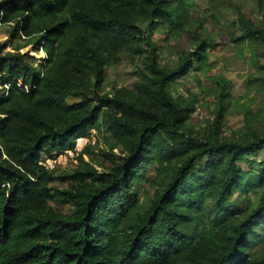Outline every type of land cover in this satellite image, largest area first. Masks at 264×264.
Masks as SVG:
<instances>
[{
  "label": "trees",
  "instance_id": "obj_1",
  "mask_svg": "<svg viewBox=\"0 0 264 264\" xmlns=\"http://www.w3.org/2000/svg\"><path fill=\"white\" fill-rule=\"evenodd\" d=\"M251 1L255 20L220 1L194 20L195 0H0V264H264L250 253L264 239V103L242 106L244 126L226 135L233 82L199 76L221 34L206 19L220 14L225 44L249 52L247 90L264 92V0ZM160 32L188 42L175 64L161 63ZM30 45L43 64L22 52ZM124 60L141 64L138 81L106 92ZM192 75L198 92L179 93ZM80 138L76 169L42 165ZM102 138L110 166L99 172ZM154 168L161 192L142 206L137 185ZM59 196L72 214L54 210Z\"/></svg>",
  "mask_w": 264,
  "mask_h": 264
},
{
  "label": "rangeland",
  "instance_id": "obj_2",
  "mask_svg": "<svg viewBox=\"0 0 264 264\" xmlns=\"http://www.w3.org/2000/svg\"><path fill=\"white\" fill-rule=\"evenodd\" d=\"M218 1H220L224 8H226L227 12L236 13L242 11V13L246 14V16L251 17L253 20L256 19V15H258L257 11L254 10L251 0H195L194 6L190 11L191 18L194 20H201L205 14H209L213 10V6L216 7L221 5ZM218 3V5H216ZM240 9V10H239ZM215 12V11H212ZM228 13L226 14V18L229 20L235 19V16ZM217 21H214L213 18L208 17L206 22L209 26H212L211 31H218L221 33L218 38L219 47L215 51H211V63L212 68H210L208 74L204 75V72L199 76L204 81L205 85L211 86V77L217 74H224L233 82V95H234V104L233 108L230 109V113L226 117V126H225V134L229 135L232 131L238 130L244 126V117L241 114L240 110L242 106L251 105L252 109L258 110L261 106L260 103H264V92L261 93L258 88L254 87L252 90L248 91L244 82L248 75L254 72V67L251 64V61L248 60L249 52L245 51L244 57H241L237 54V48H233L231 46L226 45L228 42V35L224 29L225 28V20L222 18L220 14H217ZM263 21V20H262ZM7 28H3L0 26V43L5 42L8 39V35L6 34ZM154 39L159 43V52L161 63L171 62L172 64L176 63V60L180 57L183 51L188 49V42L186 40H173L166 36L165 32L157 33L154 36ZM21 44H25L26 42H20ZM223 44V45H221ZM19 45V43H18ZM13 45L8 47V50L11 51ZM22 52H29L31 56L37 59V65H41L44 62L45 54L43 51H35L34 46L30 45L23 49ZM141 64L134 63L131 61L124 60L122 64L119 66L109 69L107 72V80L105 83V91H112L114 88H122L128 87L132 88V86L138 81L139 78V69ZM186 80V79H185ZM178 83L179 85V93H183L187 95L188 92H198V84L195 82L193 75L190 76L186 81ZM207 101V100H206ZM210 101H212L210 99ZM260 112H264V104L258 110ZM198 121H201L205 118H210L207 108H201L194 115ZM96 130L92 131L93 138H96ZM93 140V144H94ZM88 140L83 138L79 140L81 145L86 143ZM78 142V141H77ZM107 150L106 141L102 138L101 144L99 148L95 149L96 158L94 165L99 172H103L106 168L110 166V162L104 160L102 156V151ZM117 155V158L120 157V153L117 150L114 151ZM87 162L90 161L89 157L84 158ZM107 161V162H106ZM44 164H48L51 168H54L57 172H63L60 174H64L66 172H70L77 168V160L75 154L72 152H68L67 154H61L56 159H45ZM156 176V168L152 169L149 173L150 182H141L138 183L137 188L140 191L139 196L141 197V204L145 206L147 204L152 203V201L159 195L161 190L154 184L153 179ZM60 190L63 189H72L75 185L74 181L67 182H57L55 184ZM239 194L236 195L235 198L238 197ZM64 198L62 196L58 197V201L52 202V207L57 213L60 214H72L73 206L69 203L63 201ZM238 201L241 206L246 208L248 207L250 201L249 199H245L244 197L239 196ZM259 251H264V239L256 244L251 250V254H254Z\"/></svg>",
  "mask_w": 264,
  "mask_h": 264
},
{
  "label": "built area",
  "instance_id": "obj_3",
  "mask_svg": "<svg viewBox=\"0 0 264 264\" xmlns=\"http://www.w3.org/2000/svg\"><path fill=\"white\" fill-rule=\"evenodd\" d=\"M83 139V138H82ZM80 140V139H79ZM79 140H78V142H77V147H76V150L75 151H68V152H72V153H74L75 154V157H77L78 156V154L82 151V149L87 145V143H88V141L85 143L84 142V144L83 145H81L80 143H79ZM88 140V139H87ZM68 152H66V154L68 153ZM47 168H49V169H54V168H51L50 166H47L48 164H44Z\"/></svg>",
  "mask_w": 264,
  "mask_h": 264
},
{
  "label": "clouds",
  "instance_id": "obj_4",
  "mask_svg": "<svg viewBox=\"0 0 264 264\" xmlns=\"http://www.w3.org/2000/svg\"><path fill=\"white\" fill-rule=\"evenodd\" d=\"M80 139H82V138H80ZM78 140H79V139H78ZM70 151H71V150H70ZM67 152H68V151H67ZM42 165L45 166V165H44V162L42 163ZM45 167H46V166H45ZM46 168H47V167H46ZM47 169H49V168H47Z\"/></svg>",
  "mask_w": 264,
  "mask_h": 264
}]
</instances>
